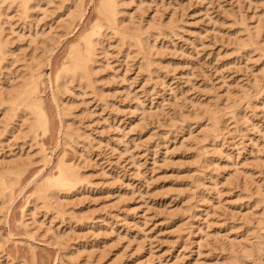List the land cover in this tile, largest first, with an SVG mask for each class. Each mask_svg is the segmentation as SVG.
Returning a JSON list of instances; mask_svg holds the SVG:
<instances>
[{
	"label": "rangeland",
	"instance_id": "1",
	"mask_svg": "<svg viewBox=\"0 0 264 264\" xmlns=\"http://www.w3.org/2000/svg\"><path fill=\"white\" fill-rule=\"evenodd\" d=\"M12 1L0 168L20 175L0 191V264H264V0H118L117 28L140 45L107 29L92 82L66 77L60 92L100 0H35L27 17ZM31 72L47 121L36 135L4 117ZM61 158L81 186L32 202Z\"/></svg>",
	"mask_w": 264,
	"mask_h": 264
},
{
	"label": "bare ground",
	"instance_id": "2",
	"mask_svg": "<svg viewBox=\"0 0 264 264\" xmlns=\"http://www.w3.org/2000/svg\"><path fill=\"white\" fill-rule=\"evenodd\" d=\"M0 1L4 2V0H0ZM14 1L15 0H13L12 2H14ZM33 1H35V0H19V1H17L18 3H16V6L21 9V11H22V13H24L25 17L28 16L29 7L31 5L30 3ZM96 8H97V11H96L97 12V19H96V22H94V24H93L94 26H92L91 30H89V32L87 31L86 35H84L82 37L80 43L72 45V47L70 48V50L67 54L68 56L66 57V61H65V62H67L65 64L66 66L64 68H62V70L59 74H57V79H56L57 92H60L61 88L62 89L66 88V87L68 88V86H66L67 85L66 77H71V78L75 77L76 78V76H79L81 79H85L87 81L86 83L92 82L93 75L95 73L94 69L96 68V67L94 68V66H93V63H94L93 57H94V53H95L94 51L96 49V46L99 43L98 42L99 38H101V36L103 35L102 33L104 31H106L107 29H111V30L117 32V35H119V37L123 38V39H126V38L129 39L132 37V36L129 37L130 35L129 36L126 35L127 34L126 30H125V32H126V34H125V32L122 31L123 29L121 30L122 31L121 32L117 28V22L119 20L118 18H119V13H120L118 0H100L98 6ZM67 13H68V16L70 15L68 23L71 24L75 18L81 17L82 10L81 9L78 10L77 8H76V10H72L71 8H68ZM118 31L121 33V35H120V33H118ZM142 32L141 33L139 32V33L142 35L143 34ZM132 35H134V33ZM141 35H139V36H141ZM133 39H135V42L138 41L136 43H139L141 41L140 37H138L136 39L135 35L133 36ZM130 41H132L133 45L136 44V43H133L134 42L133 40H130ZM7 45H8V41L4 39L3 29L0 26V59L5 58L7 51H8ZM139 45H140V43H139ZM32 57H33V55L30 56V58H32ZM35 59L37 60V57ZM38 62H37V64H38ZM29 71H31V70H29ZM32 72H31V74H32ZM36 72H37V70H36ZM34 73H35V70H34ZM21 77H23V76H21ZM24 77H26V76H24ZM39 78H40V74H39ZM61 78L64 80H61ZM71 78H69V79H71ZM69 79H68V82H70ZM22 80H23V78H22ZM20 82H18L19 84L16 85V87H14V89H12L9 93H7L9 95V97H8V95L6 96V97H8L7 98L8 101L6 99V101H7L6 106L7 107H5L6 109L4 108L5 109L4 117H7L9 122L10 121L13 122V120H15V117H18L21 114V117H22L21 119H23L22 121H24L26 123L29 122V123H27L28 124L27 126L29 127L30 133H33V134L35 133V135H36L37 134L36 132L37 131L39 132V130L42 132H45L47 121H46L45 113L42 109L43 106H42V103L40 100L41 98L39 97V93H38V84H39L38 83V73H37V75L32 74L30 77L28 76V78H26V80L24 78V80L21 83ZM18 129H19V127H18ZM20 130H17V133ZM211 130L213 131L212 128H211ZM27 131H28V128H27ZM215 132H216V130H215ZM27 133H29V132H27ZM63 133H64L63 135L65 137V140L71 139V135H70L71 133L69 134L66 131ZM32 137H34V136H32ZM69 137H70V139H69ZM43 153H44V151H43ZM44 155H45V153H44ZM62 158L59 159L56 163V170L57 171L54 174V176H47L46 179H44V181L40 182V184L36 186L35 190H33L34 192L30 196L32 202L36 203L38 201H41L42 204L49 205V203L53 199L54 200L53 203L56 204L55 200H57V199H54V197L59 196L58 194L60 192H63V193L66 191L69 192V190L75 188L77 185L81 186L80 184L82 182V179H81V176H80L78 170H76L77 168L74 167L73 164L69 165L68 163H65L62 160ZM18 166L19 165L12 163L11 166L9 165V166H6L4 168L3 167L0 168V191L4 197L7 194V193L5 194V191H7V189L10 188L11 185H14L13 183H15L17 181V179L20 175V173L18 172L20 170V167L18 170ZM17 173H19V174H17ZM46 202H49V203L46 204ZM257 202H258L257 204H259V202H261V204H264V194H263V196L262 195L260 197L258 196ZM55 206H57V204ZM58 206H59V204H58ZM259 224L262 225L263 222L260 221ZM258 252H259V250H258ZM244 255H247V254H244ZM230 261L231 260H229V262Z\"/></svg>",
	"mask_w": 264,
	"mask_h": 264
}]
</instances>
